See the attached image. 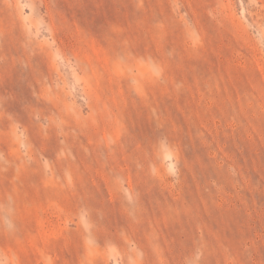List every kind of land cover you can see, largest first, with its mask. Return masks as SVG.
<instances>
[{"label": "rangeland", "instance_id": "obj_1", "mask_svg": "<svg viewBox=\"0 0 264 264\" xmlns=\"http://www.w3.org/2000/svg\"><path fill=\"white\" fill-rule=\"evenodd\" d=\"M0 264H264V0H0Z\"/></svg>", "mask_w": 264, "mask_h": 264}]
</instances>
